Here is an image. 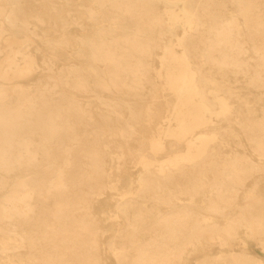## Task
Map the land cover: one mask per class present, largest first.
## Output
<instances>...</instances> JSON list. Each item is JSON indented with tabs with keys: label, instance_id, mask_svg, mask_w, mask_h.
I'll return each instance as SVG.
<instances>
[{
	"label": "bare ground",
	"instance_id": "obj_1",
	"mask_svg": "<svg viewBox=\"0 0 264 264\" xmlns=\"http://www.w3.org/2000/svg\"><path fill=\"white\" fill-rule=\"evenodd\" d=\"M262 185L264 0H0V264H264Z\"/></svg>",
	"mask_w": 264,
	"mask_h": 264
},
{
	"label": "rangeland",
	"instance_id": "obj_2",
	"mask_svg": "<svg viewBox=\"0 0 264 264\" xmlns=\"http://www.w3.org/2000/svg\"><path fill=\"white\" fill-rule=\"evenodd\" d=\"M177 33L180 32V29L176 30ZM75 34V33H73ZM31 47V52L35 53L37 55V58H36V64H37V69L35 71V73L33 74V77L31 80H29L28 84L29 86H36L37 84H41V83H48L49 80H51L48 76H47V71L45 70V68L43 67V58H44V47L42 46V44L39 42V41H35L30 45ZM178 49V48H177ZM43 55V58H42V55ZM50 63H51V67L54 68V71L56 72L58 70V68H60L61 66H56L54 64V61L51 60L50 58L47 59ZM161 79V78H160ZM232 85L235 86V90L236 92L240 93V95L242 93L243 96H248L247 93L245 92V89L242 87V85H238V84H235V82H232ZM34 88V87H33ZM167 98L168 99H171V97L169 95H167ZM80 99V98H79ZM83 100H86L85 98H82ZM90 102L92 103V108L94 110H98L97 107L95 106L96 105V102L95 100L93 99H89ZM123 109V108H122ZM161 109V113L162 115H165L166 113H168V110L166 111L165 108H160ZM121 112L123 114L126 113V110L123 109L121 110ZM217 122V123H216ZM162 122H161V119L157 122V125H160ZM220 122L217 121V120H213V122H211L209 124V127H211L212 125H217L219 126ZM163 140L165 141V143L167 144L168 141H170V139L168 138H163ZM178 150H182V147L178 146L177 147ZM223 152H227V151H230L227 147H225L224 149H222ZM132 164H129L126 171H121L120 172V186L121 188L122 187H125V188H130V184H135L136 183V174H137V170H138V167L136 166H131ZM115 168V166H111V170L113 171ZM125 170V169H124ZM110 171V170H109ZM260 191V194H264V185L261 186V189H259ZM261 194V195H262ZM115 197H118L116 194H111L109 191L103 196V198L100 199V203H98V205H96L95 207L97 208V211H98V208H99V204H101V210L103 211H100V212H97L98 216L100 217L101 219V225L103 226V228L106 229V232L104 233V235L102 236V244L103 246L106 245V242L108 241V239L110 238L109 235V230H111V221L109 218H102L103 215H106L108 212L112 211L113 209V205H112V200L115 199ZM105 213V214H104ZM242 239V243L243 244V247L244 249H246L247 251L250 252V255H252L254 258H259L261 259L262 261H264V249H262L260 247V245L257 243V241L253 238V237H247L243 234L240 235ZM197 247H200V249L204 248L205 251L207 252H212L213 254L214 253H226L228 252L227 249H231L232 251H239L240 246H238V243H235L232 245V247H219L217 245H214L206 240H203L201 241V243L197 246ZM105 248V251L100 252V256L103 257V264H114V261L111 259L108 251H107V247H103ZM199 249V248H198ZM218 253V254H219ZM201 253L198 251L194 252L189 258H187V260L189 259L188 261V264H197L201 258ZM195 260V261H194Z\"/></svg>",
	"mask_w": 264,
	"mask_h": 264
}]
</instances>
